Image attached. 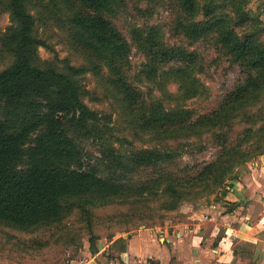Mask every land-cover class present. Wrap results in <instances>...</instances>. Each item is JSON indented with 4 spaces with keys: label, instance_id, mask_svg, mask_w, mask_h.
<instances>
[{
    "label": "trees",
    "instance_id": "16d2710c",
    "mask_svg": "<svg viewBox=\"0 0 264 264\" xmlns=\"http://www.w3.org/2000/svg\"><path fill=\"white\" fill-rule=\"evenodd\" d=\"M52 1L67 7L74 27L72 38L85 56V65L59 69L38 64L41 40L34 33L30 7L45 6L49 0H0V10L8 11L11 21L0 35V46L14 57L0 70L1 222L19 229L51 226L79 209L89 226L90 207L159 190L168 197V207L176 209L183 200L212 193L235 177L232 174L238 166L264 153V104H256L264 98V25L238 0H232L231 6L226 2L215 5L213 0L204 4L176 0L183 15L178 26L189 41L212 42L238 64L243 75L214 108L195 118L189 109L167 107L162 100L147 96L136 84L139 80L131 78L132 44L110 19L118 0ZM138 38L146 58L141 72L147 81L164 89L167 80H176L184 89L183 98L198 92L195 74L202 71V62L194 50L166 46L162 36L150 33ZM88 70L118 95L132 126L164 140L209 133L219 147L218 154L194 171L157 174L138 184L101 176L96 164L83 160V140L102 138L98 122L107 116L84 101L81 77ZM238 124H242L241 135L233 138ZM102 153L108 167L123 169L127 161L142 166L173 158L171 149L158 146L125 154L108 145ZM89 233L93 252L98 236ZM67 241L69 246L71 239Z\"/></svg>",
    "mask_w": 264,
    "mask_h": 264
},
{
    "label": "rangeland",
    "instance_id": "374dc122",
    "mask_svg": "<svg viewBox=\"0 0 264 264\" xmlns=\"http://www.w3.org/2000/svg\"><path fill=\"white\" fill-rule=\"evenodd\" d=\"M197 1L199 4L206 2V0ZM213 1L215 5L224 6L226 2L231 6L234 0ZM238 1L246 12L258 20L260 26L264 25V0ZM60 3L61 1L49 0L45 6L30 7L35 17L34 33L41 40L37 46L38 64L59 69L68 65L75 67L85 65V56L72 38L74 27L69 21V11ZM182 17L176 0H118L110 14V19L117 29L132 44L129 56L131 78L134 81L135 78L139 80L136 84L147 93V96L162 100L167 107L182 106L189 109L195 118L214 108L224 94L243 78V75L238 64L222 55L212 42L208 40L190 42L178 26ZM10 24L9 12L1 9L0 35ZM149 33L162 36L166 46L182 45L199 55L202 71L199 73L195 70L196 78L199 80L198 92L195 95L183 98L184 89L179 87L176 80H167L164 84L165 88L159 89L142 75L141 70L146 58L138 37ZM0 50H2L1 46ZM13 59L12 52L2 50L0 70L8 67ZM81 78L86 104L102 117L107 115L98 122L103 129V137L83 140V160L85 163L96 164L101 176L120 179L126 184L128 182L138 184L157 174L174 172L183 175L187 171H194L198 165L214 159L218 154L219 147L209 133L164 140L156 139L155 135L132 126L118 95L104 88L91 70L86 71ZM256 104L263 105L264 98ZM104 122H107L106 125ZM241 129L242 124H238L232 137L240 136ZM108 145L118 148V151L125 154L142 147L169 148L173 152V158L158 164L142 166L127 161V166L124 167L126 169L108 167V158L102 153ZM261 158L264 159V153L238 166L232 175L235 176L234 178L242 175L248 162H262ZM234 178L226 179L208 195L193 200H183L176 209L168 207L170 205L168 197L161 190L130 199L119 197L108 204L90 207L93 216L89 226L79 209L73 210L60 224L51 226L19 229L0 221V264L82 263L87 259L85 250L90 248V231L98 236L94 243L97 246L100 244V239H110L117 234H128L144 227L154 228L186 221L187 214L184 212L186 209L184 207L195 208L196 203L205 204L215 199V196L220 197L225 186H230ZM68 238L71 239L69 246H67ZM104 261L105 259H99L102 264Z\"/></svg>",
    "mask_w": 264,
    "mask_h": 264
},
{
    "label": "crops",
    "instance_id": "0c3cea01",
    "mask_svg": "<svg viewBox=\"0 0 264 264\" xmlns=\"http://www.w3.org/2000/svg\"><path fill=\"white\" fill-rule=\"evenodd\" d=\"M261 161L248 162L220 197L184 207L186 221L100 239L77 264H264Z\"/></svg>",
    "mask_w": 264,
    "mask_h": 264
},
{
    "label": "built area",
    "instance_id": "2783aa9c",
    "mask_svg": "<svg viewBox=\"0 0 264 264\" xmlns=\"http://www.w3.org/2000/svg\"><path fill=\"white\" fill-rule=\"evenodd\" d=\"M145 264H150L149 260H147V261L145 262Z\"/></svg>",
    "mask_w": 264,
    "mask_h": 264
},
{
    "label": "water",
    "instance_id": "95a60500",
    "mask_svg": "<svg viewBox=\"0 0 264 264\" xmlns=\"http://www.w3.org/2000/svg\"><path fill=\"white\" fill-rule=\"evenodd\" d=\"M55 89V88H54Z\"/></svg>",
    "mask_w": 264,
    "mask_h": 264
}]
</instances>
